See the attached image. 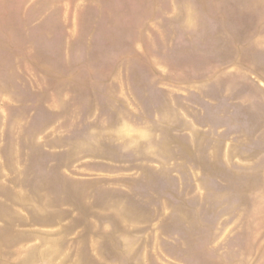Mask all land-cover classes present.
I'll use <instances>...</instances> for the list:
<instances>
[{
	"label": "rangeland",
	"instance_id": "rangeland-1",
	"mask_svg": "<svg viewBox=\"0 0 264 264\" xmlns=\"http://www.w3.org/2000/svg\"><path fill=\"white\" fill-rule=\"evenodd\" d=\"M0 264H264V0H0Z\"/></svg>",
	"mask_w": 264,
	"mask_h": 264
}]
</instances>
